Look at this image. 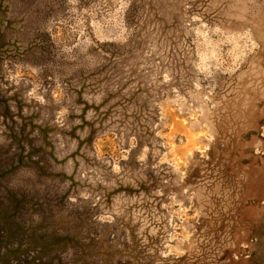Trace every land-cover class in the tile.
<instances>
[{"label": "rangeland", "instance_id": "374dc122", "mask_svg": "<svg viewBox=\"0 0 264 264\" xmlns=\"http://www.w3.org/2000/svg\"><path fill=\"white\" fill-rule=\"evenodd\" d=\"M0 264H264V0H0Z\"/></svg>", "mask_w": 264, "mask_h": 264}]
</instances>
